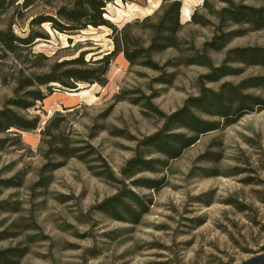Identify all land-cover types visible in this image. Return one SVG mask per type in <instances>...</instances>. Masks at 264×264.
<instances>
[{
	"label": "rangeland",
	"instance_id": "rangeland-1",
	"mask_svg": "<svg viewBox=\"0 0 264 264\" xmlns=\"http://www.w3.org/2000/svg\"><path fill=\"white\" fill-rule=\"evenodd\" d=\"M163 1L112 2L104 17L121 30L153 15ZM181 1L180 37L200 49L214 36L213 26L191 22L196 9L206 14L204 0ZM40 12L54 13L50 7H35L30 15ZM11 14L1 18L0 29L10 22ZM28 23L25 18L14 27L19 37L27 36ZM138 27L136 34L147 48L150 33ZM42 29L50 40L38 42L33 53L50 58L38 59L45 66L71 60L82 51L96 52L94 60H99L114 49L109 27H90L74 34L72 43L69 35L52 30L50 24ZM246 47H264V30L249 32L209 55L219 66L228 50ZM30 53L22 48L18 61L0 52V109L24 94L15 93L19 79L27 81L41 72L33 69L36 60ZM175 56L176 51L169 49L153 58L163 66ZM90 58L92 54L86 56ZM235 68L241 69L238 75L207 87L218 90L223 83L237 85L246 78L264 77L261 66ZM171 72H175L173 81L161 84L158 80L171 79L169 75L132 67L120 54L109 67L105 87L81 84L70 92L51 83L56 91L51 97L34 108L15 109L26 119L39 117L41 123L34 132L0 135L8 138L0 151V260L4 258V264H241L264 252V110L201 135L177 159L160 154L148 158L166 166L155 164L154 171L125 182L127 192L148 205L137 223L125 210L118 216L126 221L98 211L99 205L125 188L98 174L122 180L121 170L135 156L137 144L163 128L162 116L175 113L188 98L199 95V79L209 70L182 65L166 70ZM42 90L48 93L46 87ZM249 93L264 98V88ZM58 123L59 130L54 128ZM47 126L50 135L44 136L41 131ZM64 144L75 157L65 158L58 151ZM149 183L157 188L149 189ZM125 202L132 206L129 198Z\"/></svg>",
	"mask_w": 264,
	"mask_h": 264
},
{
	"label": "trees",
	"instance_id": "trees-1",
	"mask_svg": "<svg viewBox=\"0 0 264 264\" xmlns=\"http://www.w3.org/2000/svg\"><path fill=\"white\" fill-rule=\"evenodd\" d=\"M117 1L120 0H0V26L1 18L7 13H12L10 22L0 29V52L4 57L12 55L19 61L20 51L25 48L36 60L32 65L33 69L39 68L41 71L39 74L35 72L31 74L27 81L18 80L15 93L16 95L24 94L10 99L5 107L0 109V135L30 133L39 128L41 123L39 117L29 120L18 114L15 109L28 110L34 108L38 102H44L51 97L56 92L52 90L51 83L60 84L70 92L78 90L81 84H99L105 87L108 84L109 67L120 54L124 55L132 67L144 66L161 71L163 75H169L171 79L162 76L158 80L161 84H169L175 77V72L166 73L168 69L176 70L182 65L208 68L209 73L199 79V95L188 98L183 107L175 113L162 116L165 119L163 128L137 144L134 150L135 156L121 170L122 180H117L112 174L111 176L105 173L98 174L99 177L108 181H118L117 183L125 186L118 195L99 205L98 211L117 221H126L118 216L120 210H125L132 217L131 221L137 223L139 217L147 213L148 205L145 201L136 199L137 196L133 192H127L125 182L144 171H154L155 164L166 166V163L161 160L148 158L160 154L166 159H177L185 149L194 145L201 135L231 126L244 115L254 113L256 110H264V98L249 93L252 89L264 88V77L246 78L237 85L223 83L218 90L207 87L208 83L238 75L241 69L238 70L235 65L264 68V47L228 50L219 66L213 63L209 55V52L223 51L232 40L249 32L263 31L264 0H204L202 9L206 14H200L196 9L191 15V22L202 27L213 26L214 36L200 49L187 39L180 37L184 29L180 22L181 0H164L153 15L147 16L141 22L137 20L134 23H128L121 30L110 25L104 17L107 5ZM35 7H50L54 13L40 12L30 15ZM25 18L29 21V32L26 37H19L14 27ZM210 18H213L215 22H212ZM45 24H50L54 31L69 35V43H72L70 38L74 34L90 27H109L112 29L110 38L113 39L114 49L99 60H94L97 56L96 52L82 51L71 60L42 65L39 58L46 60L50 58L40 53H33V49L38 42L50 40V36L42 29ZM138 26H144L150 33L147 48L140 43L141 36L136 34L139 33ZM169 49H174L177 56L160 66L154 61L153 56ZM88 54H92L90 60H86ZM20 74H23V71H20ZM30 87L33 89L27 91ZM42 87H46L48 93L44 92ZM54 128L59 130L60 123ZM12 129L15 132H9ZM179 130L185 133L175 132ZM41 134L50 135L49 126L45 127ZM7 141V137L0 139V151L5 148ZM64 145L65 147L59 148L58 151L65 158L75 157L74 150H69V147ZM107 171L110 173L109 170ZM133 183L137 184L139 181ZM147 187L157 188L154 183L147 184ZM126 198L131 200L132 206L127 207ZM0 261V264L7 263L4 258Z\"/></svg>",
	"mask_w": 264,
	"mask_h": 264
},
{
	"label": "water",
	"instance_id": "water-1",
	"mask_svg": "<svg viewBox=\"0 0 264 264\" xmlns=\"http://www.w3.org/2000/svg\"><path fill=\"white\" fill-rule=\"evenodd\" d=\"M241 264H264V252L249 260L243 261Z\"/></svg>",
	"mask_w": 264,
	"mask_h": 264
},
{
	"label": "bare ground",
	"instance_id": "bare-ground-1",
	"mask_svg": "<svg viewBox=\"0 0 264 264\" xmlns=\"http://www.w3.org/2000/svg\"><path fill=\"white\" fill-rule=\"evenodd\" d=\"M102 28H104V27H102Z\"/></svg>",
	"mask_w": 264,
	"mask_h": 264
}]
</instances>
